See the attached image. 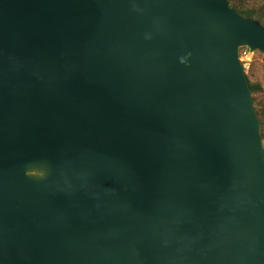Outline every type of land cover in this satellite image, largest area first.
Segmentation results:
<instances>
[{
    "label": "water",
    "instance_id": "1",
    "mask_svg": "<svg viewBox=\"0 0 264 264\" xmlns=\"http://www.w3.org/2000/svg\"><path fill=\"white\" fill-rule=\"evenodd\" d=\"M243 47L230 0H0V264H264Z\"/></svg>",
    "mask_w": 264,
    "mask_h": 264
},
{
    "label": "rangeland",
    "instance_id": "2",
    "mask_svg": "<svg viewBox=\"0 0 264 264\" xmlns=\"http://www.w3.org/2000/svg\"><path fill=\"white\" fill-rule=\"evenodd\" d=\"M230 1L232 5L238 8V10L240 9L254 12V16L252 17L256 19L258 17L264 24V0ZM242 50L243 48H241V51ZM245 50L247 53L245 55L241 54V60L245 65V71L249 79V83L255 86V89H252L253 98L255 100L257 114L262 122L261 132L264 143V52L260 50H251L248 47H245Z\"/></svg>",
    "mask_w": 264,
    "mask_h": 264
},
{
    "label": "trees",
    "instance_id": "3",
    "mask_svg": "<svg viewBox=\"0 0 264 264\" xmlns=\"http://www.w3.org/2000/svg\"><path fill=\"white\" fill-rule=\"evenodd\" d=\"M240 10V9H239ZM240 12H242L243 13V15H245V16H248V17H252V16H254V12H252V11H244V10H240ZM258 16H260V15H258ZM257 19L258 20H260L258 17H257ZM250 86H251V88L254 90L255 89V86L253 85V84H250Z\"/></svg>",
    "mask_w": 264,
    "mask_h": 264
},
{
    "label": "built area",
    "instance_id": "4",
    "mask_svg": "<svg viewBox=\"0 0 264 264\" xmlns=\"http://www.w3.org/2000/svg\"><path fill=\"white\" fill-rule=\"evenodd\" d=\"M247 52H246V50H245V47H243V50L241 51V54L242 55H245Z\"/></svg>",
    "mask_w": 264,
    "mask_h": 264
}]
</instances>
